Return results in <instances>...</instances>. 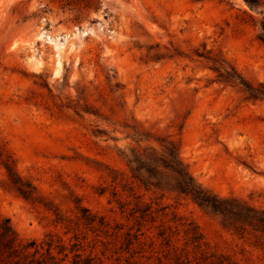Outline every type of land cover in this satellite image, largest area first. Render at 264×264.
I'll use <instances>...</instances> for the list:
<instances>
[{
    "label": "rangeland",
    "instance_id": "374dc122",
    "mask_svg": "<svg viewBox=\"0 0 264 264\" xmlns=\"http://www.w3.org/2000/svg\"><path fill=\"white\" fill-rule=\"evenodd\" d=\"M263 21L244 0H0V215L20 241L52 235L67 264H264V233L132 190L124 158L137 131L169 137L202 187L264 210V100L208 60L264 83Z\"/></svg>",
    "mask_w": 264,
    "mask_h": 264
},
{
    "label": "trees",
    "instance_id": "16d2710c",
    "mask_svg": "<svg viewBox=\"0 0 264 264\" xmlns=\"http://www.w3.org/2000/svg\"><path fill=\"white\" fill-rule=\"evenodd\" d=\"M252 9L264 11V0H244ZM259 39L264 43V21L260 28ZM210 69L217 75L219 82L238 87L249 100H264V83L253 84L242 76L232 65L222 58H208ZM135 139L138 143L148 142L145 147H134L124 155L130 170L131 184L134 188L146 191H160L176 194L191 199L200 207L220 216L224 225L235 234L244 235L251 228L264 233V210L256 209L237 200L223 199L202 187L190 173L187 165L180 157L179 146L169 137H161L152 132L137 131ZM9 159V158H8ZM5 160L3 165L7 171L12 188L25 200H32L35 194L33 185L22 179L14 168V161ZM86 211V210H85ZM56 222L64 220L58 210H55ZM90 223L95 217L84 218ZM191 240L202 239V234L195 228L189 229ZM77 236V235H76ZM77 238V237H76ZM45 241H30L23 243L13 229L8 218L0 215V264H67V254L63 245L57 244L52 235L46 236ZM58 250V254H55ZM75 254V258H80ZM72 264H80L73 262ZM84 264H91L88 259Z\"/></svg>",
    "mask_w": 264,
    "mask_h": 264
},
{
    "label": "bare ground",
    "instance_id": "6f19581e",
    "mask_svg": "<svg viewBox=\"0 0 264 264\" xmlns=\"http://www.w3.org/2000/svg\"><path fill=\"white\" fill-rule=\"evenodd\" d=\"M59 64H60V62H59Z\"/></svg>",
    "mask_w": 264,
    "mask_h": 264
}]
</instances>
